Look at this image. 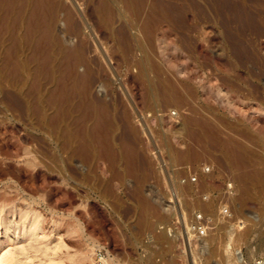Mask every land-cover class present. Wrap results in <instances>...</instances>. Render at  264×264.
<instances>
[{
	"label": "rangeland",
	"instance_id": "1",
	"mask_svg": "<svg viewBox=\"0 0 264 264\" xmlns=\"http://www.w3.org/2000/svg\"><path fill=\"white\" fill-rule=\"evenodd\" d=\"M181 209L216 221L191 251L160 230ZM262 244L264 0H14L0 17V254L251 264Z\"/></svg>",
	"mask_w": 264,
	"mask_h": 264
},
{
	"label": "built area",
	"instance_id": "2",
	"mask_svg": "<svg viewBox=\"0 0 264 264\" xmlns=\"http://www.w3.org/2000/svg\"><path fill=\"white\" fill-rule=\"evenodd\" d=\"M190 182L196 183L197 177H191ZM226 196L228 200L236 193V187L233 182H228L225 186ZM234 215L231 211L229 204H225L220 209V220L222 221H232ZM243 226L242 223H240ZM216 225L214 217L202 211H195L192 218L187 220L186 213L181 209V211L176 216V220L172 225L161 227L160 230L165 233L168 239L174 240L177 237L186 245L185 249L190 251L195 247V245L208 237V235L213 231ZM106 253L104 249H98L94 255L93 264H105ZM251 264H264V254L256 256Z\"/></svg>",
	"mask_w": 264,
	"mask_h": 264
},
{
	"label": "bare ground",
	"instance_id": "3",
	"mask_svg": "<svg viewBox=\"0 0 264 264\" xmlns=\"http://www.w3.org/2000/svg\"><path fill=\"white\" fill-rule=\"evenodd\" d=\"M13 2L14 0H0V17L4 14V12H10L12 10V6H13ZM6 15V14H5ZM4 15V16H5ZM90 148V147H89ZM232 153L228 152V154L230 155ZM90 156V155H89ZM231 156V155H230ZM243 157V156H242ZM91 158V157H89ZM97 159V158H96ZM246 162V161H245ZM68 163V162H67ZM69 164H66L65 166H67ZM67 168V167H66ZM247 175V174H246ZM244 175V177L246 176ZM239 176V175H238ZM240 177V176H239ZM248 177V176H247ZM241 179V178H240ZM246 183V182H245ZM244 186V185H243ZM245 188V187H244ZM25 223V222H24ZM25 229V228H24ZM38 230V225L35 222L29 224V229H26L23 232V235H33L36 233V231ZM21 234V232H20ZM20 236V235H18ZM259 250H263L264 249V244L260 245L258 247ZM81 255H84L86 257H84L85 260L90 261V255L88 253V251L85 249L83 250V252H81ZM48 256V254H47ZM33 261V260H32ZM31 262V261H30ZM0 264H19L17 263L13 257L11 256V253L9 251H7V253L4 254H0ZM23 264V263H22ZM236 264H244L242 257L239 255V253H237V258H236Z\"/></svg>",
	"mask_w": 264,
	"mask_h": 264
}]
</instances>
